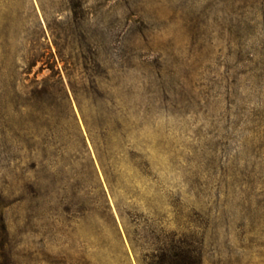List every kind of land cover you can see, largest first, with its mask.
Returning a JSON list of instances; mask_svg holds the SVG:
<instances>
[{"label": "rangeland", "instance_id": "374dc122", "mask_svg": "<svg viewBox=\"0 0 264 264\" xmlns=\"http://www.w3.org/2000/svg\"><path fill=\"white\" fill-rule=\"evenodd\" d=\"M0 264H264V0H0Z\"/></svg>", "mask_w": 264, "mask_h": 264}, {"label": "trees", "instance_id": "16d2710c", "mask_svg": "<svg viewBox=\"0 0 264 264\" xmlns=\"http://www.w3.org/2000/svg\"><path fill=\"white\" fill-rule=\"evenodd\" d=\"M47 81H48V78H44V79L42 80V83L44 84V86H43V88H42L41 90H35V91H34V94H36L35 97H36V98H39V99H43L44 97H47V96L49 97V96H50V97H52L54 100H56V97L59 96V98L65 100V101L68 103V106L71 107V106H70L71 102H70V96H69V94L66 93V92L59 93L60 95H59V94H54V93H52L51 91H49ZM96 144H97V143H96ZM99 144H100V146L102 145V143H98V145H99ZM98 150L101 151V147L98 148Z\"/></svg>", "mask_w": 264, "mask_h": 264}]
</instances>
